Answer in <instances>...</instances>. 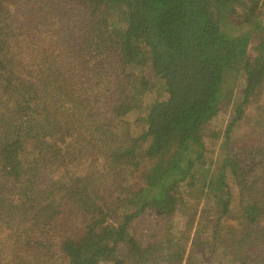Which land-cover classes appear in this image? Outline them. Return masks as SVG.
Returning <instances> with one entry per match:
<instances>
[{
	"label": "trees",
	"instance_id": "1",
	"mask_svg": "<svg viewBox=\"0 0 264 264\" xmlns=\"http://www.w3.org/2000/svg\"><path fill=\"white\" fill-rule=\"evenodd\" d=\"M112 1H0V264H264V0Z\"/></svg>",
	"mask_w": 264,
	"mask_h": 264
},
{
	"label": "rangeland",
	"instance_id": "2",
	"mask_svg": "<svg viewBox=\"0 0 264 264\" xmlns=\"http://www.w3.org/2000/svg\"><path fill=\"white\" fill-rule=\"evenodd\" d=\"M0 1H2V0H0ZM104 3H105L104 11H102L103 20H105L106 22H109L113 18V15H112L113 12L115 10L119 9V7L117 5L115 6L113 4L112 0H104ZM7 4L8 5H5V6H10L11 5L9 3H7ZM158 87H159V84H158ZM261 89H262V95H261L260 101L262 103H264V87H262ZM160 90L161 91L164 90L163 86L160 87ZM236 106H237V103H234L230 109H235ZM231 113H233V110H231L228 114L231 116ZM229 119H230V117L225 118V121L222 124L223 128H226ZM46 131H47L46 134L50 138L55 140L56 143L59 145V147L63 148L64 151L66 149H70L71 148L72 140H73L72 137L75 135L72 131L65 130V129L55 130V129H52V128H47ZM219 132H220V130H219ZM232 137L234 138L235 141L239 140L237 134H235ZM244 139H245V137H240V140H241L242 143H243ZM222 143H223V138H221V140L219 142V146H221ZM240 145H241V147H245L244 143L240 144ZM233 158L236 159L237 165H239L240 163H242L243 161L246 160L247 154H236V155L233 156ZM77 163H83L82 170L89 168L91 165L92 166L95 165V162L93 161V158L91 160V157H90V164L89 165H87L85 163V161H78ZM65 193L68 196L69 192H65ZM188 195H189L188 192H185V188L183 186L181 188H178L177 189V193L175 194L176 198L179 197V200H178L177 204H180L181 202L182 203L184 202L187 207L190 205V203L193 206L198 204V206H200V210L204 207V205H210V203H208V202H206L204 200H201V199L196 201V197L195 196H193L191 198L195 202L194 201L190 202L188 199H186V197H188ZM68 198H70V202H71V200H76L77 201V204L74 206L72 212L79 217L78 221H82V222H81V224L78 223V224L71 225L70 226V231H71V233H74L78 237L79 235H81V233H85L87 231L86 229L88 227L90 229H93L95 227L94 224L88 222V220L91 219V217L90 216L85 217L86 213H87L85 210L89 209L94 204L97 205V203H96L95 200H91L88 204H86L85 202L82 201L83 197L81 196V194L79 192L69 193ZM81 203H83V205H80ZM76 209L78 211H76ZM93 210H94V213L96 214L94 216V218H95V217H97V212H96V209L93 208ZM189 213H190L189 211H187V212L185 211L184 214H189ZM184 214H181V215H184ZM80 215H81L82 218L80 217ZM185 216H188V215H185ZM88 224H89V226L86 227ZM5 235H6V232L1 231L0 232V240H2Z\"/></svg>",
	"mask_w": 264,
	"mask_h": 264
}]
</instances>
